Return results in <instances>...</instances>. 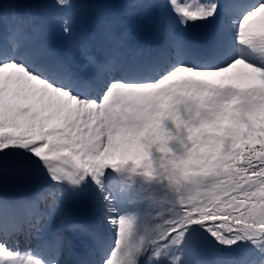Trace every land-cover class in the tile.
Listing matches in <instances>:
<instances>
[{
	"label": "snow or ice",
	"instance_id": "snow-or-ice-1",
	"mask_svg": "<svg viewBox=\"0 0 264 264\" xmlns=\"http://www.w3.org/2000/svg\"><path fill=\"white\" fill-rule=\"evenodd\" d=\"M128 7L165 27L141 62L116 20L61 54L23 33L42 20L0 0V175L28 189L0 194V264H69L80 237L95 256L82 264H264V0ZM198 24L212 29L194 38ZM70 201L97 226L67 221Z\"/></svg>",
	"mask_w": 264,
	"mask_h": 264
},
{
	"label": "rangeland",
	"instance_id": "rangeland-1",
	"mask_svg": "<svg viewBox=\"0 0 264 264\" xmlns=\"http://www.w3.org/2000/svg\"><path fill=\"white\" fill-rule=\"evenodd\" d=\"M5 3H9L11 5H16L17 3H24L28 5V11L32 16H37L38 19L43 21V24H47L49 26L50 30H53L54 26H57L60 24L63 20L61 17L63 15L70 16L72 21L83 22L84 24H88L87 27L92 30V32L95 34L99 30V22L104 19H113L118 21L115 32L117 35H120L119 30H122L123 33H127V43L129 41L134 40L137 42L138 45L144 44L146 46L147 43L145 40H139L136 37H133V35L128 31V29H123L127 26L128 23L133 24L135 29H143L145 28L146 20L143 19L145 15V9H134L128 7L129 4L133 3L134 1L130 3L126 2H117V0H70V3L75 5L72 9H63L60 11L61 8H58L56 6V2H53L51 4H47L44 0H4ZM89 4V6H87ZM7 7V5H5ZM78 6H81V12L77 16L75 15V10ZM75 15V16H74ZM56 17L55 21L51 20V17ZM9 23H12V18H9ZM30 24V23H29ZM54 34V30L52 31ZM36 33V31H34ZM191 35V34H190ZM171 58L172 56H167ZM136 62H141L142 58L139 59V57H136ZM261 61V58H260ZM259 61V62H260ZM139 184H141L144 188H149L151 186L143 185L142 182L138 181ZM6 190L8 192H6ZM27 187L25 185H22L18 182H16L13 179V176L11 172H9L7 175H0V193H9L10 195H13V193L16 192H27ZM75 205L79 210V217L78 220H74L70 213L69 208ZM84 218V211L81 206L78 205L77 202H68L66 205V219L69 222H79L80 220ZM84 223V222H81ZM86 224V223H84ZM109 243H111V238L108 240ZM206 255H205V254ZM201 257L196 258H203L208 260H215L219 257H217L215 254L211 252H204ZM94 256V255H93ZM227 258V257H224ZM236 259H243L246 258V255L244 253H241L235 257Z\"/></svg>",
	"mask_w": 264,
	"mask_h": 264
},
{
	"label": "bare ground",
	"instance_id": "bare-ground-1",
	"mask_svg": "<svg viewBox=\"0 0 264 264\" xmlns=\"http://www.w3.org/2000/svg\"><path fill=\"white\" fill-rule=\"evenodd\" d=\"M16 5L19 6V11L22 14H27L30 13L28 11V5L24 3H17ZM63 9H60L62 11ZM81 8L77 7L75 11V15L77 16L80 14ZM37 17V16H35ZM38 18V17H37ZM146 20L145 28L143 29H135L133 24L128 23L127 26L123 29H128V31L133 35V37H137L139 39L145 40L146 43L148 44V53L147 56H153L156 55L157 53L161 52L164 49L165 45V27L163 23L161 22L157 12L153 9H145V15L144 18ZM52 21L56 20V17L52 16L51 17ZM72 21V20H71ZM73 25V31L71 34H64L63 33V21L58 24L57 26H54L53 30L55 31V35H52L51 32L46 31V41L50 42L51 46L55 48L58 52L61 54L66 53L70 50H72L73 46L76 44V42L80 39L81 35L84 33H89V34H94L92 30H90L87 27V24H83L80 22L72 21ZM212 25L208 24V31H211ZM23 33L31 40L35 34L34 31L36 30L32 24H25L22 29ZM120 35L124 34L122 30H119ZM128 41H125L126 47L124 49L126 55L128 56L129 59L135 60L136 56L142 57L144 54H146V47L143 45L142 47H139L136 52L132 53V49L135 45V41L131 40L129 43ZM137 45V44H136ZM166 55L167 56H174L175 55V50L171 48L170 46L166 50ZM78 62L83 63V60L78 57ZM261 63H264V57L261 58ZM92 69V68H89ZM87 69V70H89ZM93 70V69H92ZM79 203V202H78ZM79 205L82 207L85 217L84 221L87 223V225L90 226H97L94 223V213L85 204L79 203ZM111 238V235L109 236ZM21 240L24 241V237L21 236ZM90 242L88 238L86 237H80L76 238L74 241V246L73 250L70 254H67L64 259L66 260H73L75 264H82L84 262V256L76 251V248H82L85 246V243ZM75 249V251H74ZM83 256V257H82Z\"/></svg>",
	"mask_w": 264,
	"mask_h": 264
},
{
	"label": "water",
	"instance_id": "water-1",
	"mask_svg": "<svg viewBox=\"0 0 264 264\" xmlns=\"http://www.w3.org/2000/svg\"><path fill=\"white\" fill-rule=\"evenodd\" d=\"M205 28H206V26H205ZM72 211L74 212L75 215H77V212H76V209L75 208H73Z\"/></svg>",
	"mask_w": 264,
	"mask_h": 264
}]
</instances>
